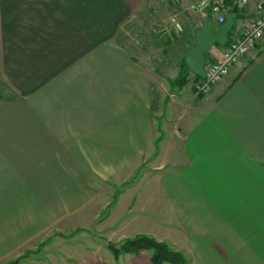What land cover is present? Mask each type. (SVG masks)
<instances>
[{"label": "crops", "instance_id": "1", "mask_svg": "<svg viewBox=\"0 0 264 264\" xmlns=\"http://www.w3.org/2000/svg\"><path fill=\"white\" fill-rule=\"evenodd\" d=\"M195 2L0 0V75L17 94L0 98V264L54 227L92 226L109 200L101 231L149 236L186 264H264V41L206 95L194 93L192 72L169 94L209 18ZM165 9L201 21L180 39L153 31L163 42L155 59L149 44L119 41L138 14ZM27 264L153 263L147 251L92 250Z\"/></svg>", "mask_w": 264, "mask_h": 264}, {"label": "rangeland", "instance_id": "2", "mask_svg": "<svg viewBox=\"0 0 264 264\" xmlns=\"http://www.w3.org/2000/svg\"><path fill=\"white\" fill-rule=\"evenodd\" d=\"M172 15H176V17L179 19L178 20L175 16H173V18L177 22L175 24L176 26L170 19ZM166 19L167 23L164 22ZM200 21L201 18L197 16V14L189 12L176 13L175 9H165V11L157 10L150 14L149 11H146L143 14H138L137 17L133 18L131 21L121 27L119 31V41L127 46L129 44L131 48L134 46L142 47L149 44L150 48H152L154 51V54L150 55L153 59H155V53L157 55L160 54V48L163 46V42H160L157 34L160 35L161 33L165 32L167 37H171L174 34L178 39H180L181 36L187 34V31L191 30V28ZM153 31L157 32V34H155ZM167 51L169 53V58L171 51ZM176 57H178V59H174V62H170V64L168 65L167 69L168 74L170 75L177 70V66L180 63L181 54L176 55ZM170 93L172 92L169 91V94ZM6 96L10 98L13 96H17V94L2 78V75H0V98H6ZM154 151L155 149L153 148L150 155H146L141 159V163H143V166L139 171L140 174H143V171L149 168L148 162L151 157L154 156ZM124 186L125 185H121L120 190ZM114 203L115 200H109L103 213L96 217L97 219H95L92 226H87L85 223V225L78 224V226H75V228L71 226L68 228L54 227L53 229L47 231L45 234L41 235L38 241L34 243V245H32L31 247H25L23 250L15 253L4 264L15 261L17 259L19 260H17V262L13 264H27L32 260H39L43 258L47 260L49 257L59 258V256L65 255L69 258L70 256H73L75 254L90 252L92 250H99L102 252L106 250L110 252L107 248V243L109 241L119 243L126 238H132L136 236L133 233L134 231L125 230V233H122L123 231H119L116 228L108 230L107 232L101 231L98 223H100L102 219L107 217L106 215L109 212V209L114 205ZM121 236H124L125 238H122Z\"/></svg>", "mask_w": 264, "mask_h": 264}, {"label": "built area", "instance_id": "3", "mask_svg": "<svg viewBox=\"0 0 264 264\" xmlns=\"http://www.w3.org/2000/svg\"><path fill=\"white\" fill-rule=\"evenodd\" d=\"M249 2L250 0H235L233 8L236 9L238 21L236 31H233L219 56L205 63V77L193 80L192 87L197 96L209 93L258 43L264 41V0L257 1V12L252 17L244 12ZM195 9L218 24L223 23L230 12L225 0H196Z\"/></svg>", "mask_w": 264, "mask_h": 264}, {"label": "trees", "instance_id": "4", "mask_svg": "<svg viewBox=\"0 0 264 264\" xmlns=\"http://www.w3.org/2000/svg\"><path fill=\"white\" fill-rule=\"evenodd\" d=\"M234 2L235 0H225V4L229 6L231 12L233 11ZM235 20H237V17ZM234 27L235 24L233 28ZM189 72L190 71L185 65L183 57L179 66L178 74L174 78L168 79L170 87L169 91L173 92L174 90L181 89L183 86H185L189 82ZM194 78L197 79L199 78V76L194 75ZM167 100L168 96L165 98V102ZM157 128L160 135L155 140V151L153 155L157 153L158 142L162 139L163 136L160 124H158ZM107 248L111 251L114 257H118L120 254H138L141 251H147L149 253V259L153 264H186L185 256L181 252L173 250L164 242L157 241L154 238L143 234L136 235L132 238H126L119 243L109 241L107 243ZM17 260L9 262L8 264H13L17 262Z\"/></svg>", "mask_w": 264, "mask_h": 264}, {"label": "water", "instance_id": "5", "mask_svg": "<svg viewBox=\"0 0 264 264\" xmlns=\"http://www.w3.org/2000/svg\"><path fill=\"white\" fill-rule=\"evenodd\" d=\"M236 19V9L228 15L223 23L213 27L212 18L195 28L193 41L189 44L184 55V63L194 75L205 77V54L213 46H224L228 42V35L232 30Z\"/></svg>", "mask_w": 264, "mask_h": 264}]
</instances>
